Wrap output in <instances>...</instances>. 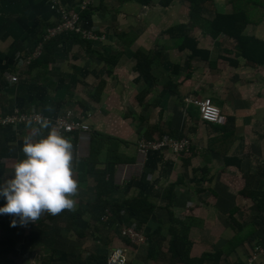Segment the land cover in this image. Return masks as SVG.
I'll list each match as a JSON object with an SVG mask.
<instances>
[{
	"label": "crops",
	"instance_id": "1",
	"mask_svg": "<svg viewBox=\"0 0 264 264\" xmlns=\"http://www.w3.org/2000/svg\"><path fill=\"white\" fill-rule=\"evenodd\" d=\"M63 1L71 8L80 2ZM162 1L95 0L90 14L82 18V27L98 34L90 48L67 38L49 64L42 58L26 64L21 57L57 20L56 12L48 0H0V114L15 107L34 108L50 117L71 110L74 120L90 126L87 131L63 133L73 145L74 207L55 215L42 212L38 223L27 230L19 222L13 226L11 214L0 215V264H102L97 258L120 245L126 247L132 264H184L171 254L169 241L171 229L179 232L189 220L190 255L218 247L225 250L220 264H244L254 230L239 244L232 238L240 224L254 229L264 225V215L252 220L255 201L240 193L248 184L250 189L264 190V68L250 67L243 59L233 66L220 58L233 56L227 52L233 41L225 35L213 38L199 26L192 34L211 53L208 59L193 58L191 50L180 49L181 38L165 33L170 26L189 22L190 2ZM213 3L217 11L232 10L229 0ZM214 14L208 11L207 16ZM251 24L246 32L264 39V20ZM126 31L136 36L130 46L120 36ZM140 48L162 53L154 62L152 80L135 69L134 52ZM116 53L119 62L109 75L100 55ZM6 71L17 72L19 81L9 82ZM101 79L105 85L100 92ZM142 89H150L144 98L150 103L147 110L138 101ZM203 96H211L220 107L221 122L204 121L198 107L187 101ZM162 112L165 126L182 129L191 140L190 148L180 154L169 148L139 154L138 141L149 126L159 124ZM225 123L228 138L217 139L219 152L209 150V139L221 136ZM33 127L0 126V181L9 178L14 163L24 158V136L39 138ZM47 131L41 129L39 135ZM94 132L110 138L92 148ZM158 135L153 131V137ZM101 196L114 203L148 197L155 210L142 225L129 206L113 208L105 220L102 204L97 203ZM4 202L0 199V204ZM123 225H134L147 238L157 231L162 241L157 259L148 256V239L134 244L123 237ZM256 264H264V257Z\"/></svg>",
	"mask_w": 264,
	"mask_h": 264
},
{
	"label": "trees",
	"instance_id": "2",
	"mask_svg": "<svg viewBox=\"0 0 264 264\" xmlns=\"http://www.w3.org/2000/svg\"><path fill=\"white\" fill-rule=\"evenodd\" d=\"M143 4H148L152 0H139ZM190 2V20L188 23H179L174 26H170L165 33H169V35L181 38L180 49H189L191 50V56L200 55L209 58L211 51L209 49L201 48L199 46V41L196 36L192 34V31L195 27L199 26L200 29L204 32V34H209L213 38H218L221 35H225L233 41V47H228L227 52L232 53L233 56L221 54L220 58L226 59L233 66H237L241 59L244 60V63L253 68H264V39L256 36L255 34H248L246 32V28L249 24H259L264 20V0H229L231 2L232 10L230 12L225 11H217L215 9V5L213 0H188ZM164 4H168L170 0L162 1ZM90 8V7H89ZM85 9L81 11V18L90 14V9ZM208 11H214L215 14L213 17H208ZM58 23L55 21L52 25L46 28V31L49 27H53ZM84 28V27H83ZM86 29V28H84ZM88 30V29H86ZM93 34L97 36L96 29H91ZM45 31V32H46ZM44 35V34H43ZM39 39H42V36ZM125 45L130 46L132 42L135 40L134 35H131V31L124 32L120 34ZM67 38H74L80 43H87L90 45L92 43L91 40L93 38L86 37L82 32H74V31H65L61 32L54 37L52 36L50 39L44 41V49L42 55L39 58L41 60L46 61L48 64L53 60L54 53L58 49L60 43L65 41ZM160 52L147 50V49H137L134 52V56L136 58L135 69L140 72L142 75L146 76L150 80L154 78L153 74V66L154 62L157 58L160 57ZM100 58L105 59L107 64V72L109 75H113L114 68L117 66L120 58V54L116 53L114 55L103 56L100 55ZM31 66V65H30ZM105 85V81L101 79L99 90L101 92V87ZM150 92V89H142L138 94V101L144 107V110L149 108L150 103H145L144 98ZM96 96H100V93ZM210 97L211 96H203ZM213 101V99H212ZM153 104L156 103L152 101ZM214 102V101H213ZM215 103V102H214ZM216 104V103H215ZM217 105V104H216ZM199 111V108H197ZM161 112V111H160ZM200 113V112H199ZM143 120L146 118L141 116ZM161 121L158 125L149 126L146 129V133L142 135L141 139H146L147 141H160L167 139H174L177 141L182 140L187 136L182 129H171V127L165 126L167 124L166 121H163V112L160 113ZM163 121V124L161 123ZM208 122V121H207ZM86 123V122H85ZM211 123V122H210ZM88 124V123H87ZM89 125V124H88ZM90 127V126H89ZM164 127V129H161ZM159 131V135L153 137V131ZM221 136L210 138L208 141L209 150H214L219 152V149L216 150L215 143L217 139L223 138L227 139L229 134V127L225 123L224 126L220 128ZM96 133L94 132L93 137V146H101L104 144V140L109 139L110 136L105 133ZM104 135V136H103ZM191 142V140L189 139ZM139 143V142H138ZM137 143V148H138ZM191 146V145H190ZM189 146V148H190ZM164 148H169V146H164ZM188 148V149H189ZM163 149V148H162ZM161 149V150H162ZM160 150V149H159ZM152 150V151H159ZM173 151V149H171ZM183 151H187V149H183L181 151H173L174 153H182ZM193 154V150L191 151ZM184 162H187L185 159ZM241 163V161H240ZM101 174V173H100ZM264 176V173H263ZM249 182V180H248ZM174 187V185H172ZM240 193L246 197H250L253 199L254 206V215L253 219L258 218L264 215V190L261 189H250L249 184L247 187L245 186ZM97 203H101V211L106 213L107 209L112 210L113 208L123 209L126 206H129L130 210L133 212L135 219L138 221L140 225L144 224L148 221L150 216L154 213L155 206L154 203L150 202L148 197L144 196H133L128 199H124L123 201H119L118 203H114L109 200H104V197H99ZM257 220V219H256ZM192 222L184 221L181 231L177 232L176 229H171V240L170 243V251L171 254L176 258H180L181 262L184 264H220L222 256L224 255V248H216L214 251L204 252L200 256H192L191 250L193 246V241L188 235V230L191 226ZM260 227H252L246 228L244 226L239 225V229L237 233L232 238V241H236L239 243L248 239L246 235H249V231L252 232L254 230V235L249 238V240H254V243L251 244V250L249 253L254 250L259 245H264V225L259 224ZM172 228V227H171ZM170 231V232H171ZM245 233V234H244ZM157 231L152 234H148V240L150 242L148 249V256L151 259H157L158 257V241H161V238L158 239ZM162 242V241H161ZM231 242V241H230ZM237 244V245H238ZM109 255V253H108ZM108 255L98 257L97 260L99 262H103L102 264H106ZM264 255L261 256L263 258ZM45 261V260H44ZM131 263V262H130ZM132 264V263H131Z\"/></svg>",
	"mask_w": 264,
	"mask_h": 264
},
{
	"label": "clouds",
	"instance_id": "3",
	"mask_svg": "<svg viewBox=\"0 0 264 264\" xmlns=\"http://www.w3.org/2000/svg\"><path fill=\"white\" fill-rule=\"evenodd\" d=\"M44 128L48 129L46 135H39ZM32 132L39 138L24 136V158L14 163L9 178L0 181V199L5 201L0 204V215L11 214L13 226L36 221L42 212L55 215L71 210L75 203L72 196L77 192V181L71 174V140L39 116Z\"/></svg>",
	"mask_w": 264,
	"mask_h": 264
},
{
	"label": "built area",
	"instance_id": "4",
	"mask_svg": "<svg viewBox=\"0 0 264 264\" xmlns=\"http://www.w3.org/2000/svg\"><path fill=\"white\" fill-rule=\"evenodd\" d=\"M48 1L51 4V7L56 12V21H58V23L53 27H49L42 36V39L38 41L36 46L21 57L23 61L25 60L26 64H30L33 60L38 59L40 55H42L44 49V41L50 39L52 36L54 37L61 32H82L86 37L97 39V36L93 34L91 29L86 30L82 27V18L80 16L81 11L91 7L95 0H80L77 8L69 7V5H66L63 0ZM5 76L11 83L19 81V74L17 72L13 73L10 71H6ZM187 101L193 102L199 108L200 116L204 121H208L211 123L222 121V111L210 97H197L193 99L187 98ZM37 116L48 119L51 122V125L54 126L62 134L71 131L83 132L90 129L89 125L83 120H74L72 118L71 110H66L63 114H59L55 117H50L44 114L42 111L34 108L25 110L18 107H15L9 113L0 114V126L19 124L36 126ZM29 121H31V123H29ZM164 146H169L175 152L181 151L183 149L188 150L190 141L188 138H183L180 141L167 138L160 141H147L146 139H141L138 143L137 150L139 154L146 155L152 150H161L162 148H164ZM111 214V210L107 209L104 215V219L107 220ZM37 223L38 219L36 221H29L24 225L20 224V227L23 230H27ZM121 235L125 238H128L129 241L134 244L145 243L148 239L145 232L141 229L136 228L134 225H123L121 227ZM252 251L246 257L244 264H255L258 262V259L260 261L261 256L264 255V245H259ZM259 255L260 258L258 257ZM106 264H131L126 254V247L121 245L113 247L109 251Z\"/></svg>",
	"mask_w": 264,
	"mask_h": 264
},
{
	"label": "rangeland",
	"instance_id": "5",
	"mask_svg": "<svg viewBox=\"0 0 264 264\" xmlns=\"http://www.w3.org/2000/svg\"><path fill=\"white\" fill-rule=\"evenodd\" d=\"M251 25H252V24H251ZM262 25H263V24H262ZM252 26H254V25H252ZM252 26H251V27H252ZM255 28H256V27H255ZM140 140H141V139H140ZM140 140H139V141H140ZM139 141H138V142H139ZM252 214H253V211H252ZM250 249H251V248H250ZM252 252H253V251H252ZM258 257L260 258V255H259ZM257 261H258L257 263L260 262L259 259H258ZM255 264H256V263H255Z\"/></svg>",
	"mask_w": 264,
	"mask_h": 264
}]
</instances>
